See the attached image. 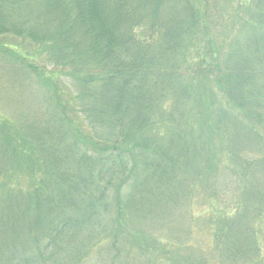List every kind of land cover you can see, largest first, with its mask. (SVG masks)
I'll use <instances>...</instances> for the list:
<instances>
[{
	"label": "trees",
	"instance_id": "trees-1",
	"mask_svg": "<svg viewBox=\"0 0 264 264\" xmlns=\"http://www.w3.org/2000/svg\"><path fill=\"white\" fill-rule=\"evenodd\" d=\"M32 1H40L42 6L32 5ZM20 2L10 1L9 5V0H0V35H5L0 41V55L14 59L2 64L14 72L18 70L11 67L20 60L19 71H32L50 93L45 102L53 105L46 118L43 109L36 108V114L22 122L0 123V180L21 176L20 167L26 170L24 174L33 180L35 192L28 196L25 187L20 190L31 202L35 198L33 206L27 201V213L34 218L30 220L34 225L40 217L46 223L41 231H47L44 236L56 241L60 235L62 242L69 231L78 234L84 227L90 231L96 224L108 223L109 191L115 188V222L120 229L123 216L135 221L133 211L143 201L142 194L166 200L176 198L175 190L183 194L187 190L189 200L191 180H201L207 173L226 177V153L237 165L236 154L244 149L240 157L260 151L247 150L250 142L261 140L260 136L232 123L238 119L226 111L228 99L264 129V53L259 50L258 38L253 36V48L259 47L253 53H244L241 47L233 50L236 42L231 45L224 56V69L212 73L225 102H214L205 109L200 94L194 92L196 80L181 71L191 63L188 46L196 38L200 23V13L188 0H157L150 11L147 5L151 0H31L23 6ZM30 6L36 9V23L29 24L31 29L14 27L13 13ZM151 22L155 33L149 40L143 33L138 39L132 37L134 29ZM248 23L251 33L256 34L258 28L264 32V0H252ZM14 37L22 41L18 50L36 45L38 58L14 54L10 49L16 46L3 42H12ZM24 60L29 61L28 67ZM32 61H40V69ZM46 66L55 70L45 71ZM60 93L68 97L66 102L60 101ZM194 112L199 127L188 129ZM162 123L169 126L168 133H155L153 127ZM13 139L17 143H12ZM218 145L225 155L224 170L210 161ZM244 161L256 166L252 170L264 172L262 158L258 163L254 159ZM124 183L129 188L124 196L127 212L123 213L120 189ZM219 192H226V180H222ZM41 196L44 198L39 199ZM61 196L65 201L67 198L65 205L73 218L49 214L55 206L46 203L52 198L50 204H55ZM3 220L0 218V228ZM100 230L111 235L108 225ZM44 236L33 235L32 241ZM148 236L156 239L158 235ZM157 240L163 242V237ZM114 243L115 238L111 240ZM223 245H218L222 248L221 262L226 261Z\"/></svg>",
	"mask_w": 264,
	"mask_h": 264
},
{
	"label": "rangeland",
	"instance_id": "rangeland-1",
	"mask_svg": "<svg viewBox=\"0 0 264 264\" xmlns=\"http://www.w3.org/2000/svg\"><path fill=\"white\" fill-rule=\"evenodd\" d=\"M10 1L15 4L19 0H9V5ZM28 1L31 2V0H22L20 5L23 6ZM156 1L151 0L147 5L149 11ZM188 2L200 13V23L198 32L196 30V38L192 39V45L188 46L187 55L191 63L182 67L181 71L184 76L191 75V78L196 80L193 84L194 92L200 94L201 104H205V109H209L214 102H225L221 91L214 84L212 73L224 69V56L231 50V45L236 42L233 50L241 47L244 53H253L254 49L259 48L258 46L253 48L254 38H258L259 50L264 53V32L261 28L254 32L256 34L250 32L248 20L252 0H188ZM31 4L42 6L40 1H32ZM7 11L12 12L11 8H7ZM35 11L34 6L17 10L11 16L14 22L12 24L15 25L14 27L25 26L26 29H31L29 24H35L37 21ZM27 13L29 16L26 15ZM153 25L154 22H151L145 28L134 29L132 37L138 39L143 33L146 41L149 40L155 33ZM4 36L0 35V41L5 39ZM3 42L16 46L17 49H10L14 54L19 53L31 60L38 58L37 46L34 44L24 46L25 49L21 51L18 50L21 48V39L14 37L13 43L11 40H3ZM191 46H193L192 50ZM203 59L205 63H201ZM3 60L14 59L3 55L0 57V123L10 125L15 120L22 122L36 114V108H42L46 118L49 107L53 105V102H45L50 94L45 90L47 86L42 85L43 82H39L37 76L31 74L32 71L28 74L19 71L20 60L14 67L10 66L18 70L14 72L8 71L7 67L3 66ZM25 62L28 67L29 61ZM39 62L30 63L36 69H40L38 65L41 62ZM262 63L264 64V60ZM44 70L55 69L46 66ZM67 99L66 95L60 93L61 102H66ZM262 104L264 107V102ZM226 111L237 117L238 120L232 123L244 126L245 132L251 135L257 133L258 137L260 136L261 140L250 142L247 147L248 151H260L257 154L244 153L240 157L239 154L246 150L244 149L243 152L236 154L237 165L232 164L231 157L226 153V177L221 175L220 178L207 173L201 180H191V183L179 181V183L191 184L189 200L185 195L189 194L187 190L183 194L172 188L169 190H175L177 194L173 199L164 200L142 194L143 201L138 203L137 210L133 211L135 221L132 223L129 218L123 216L120 229L119 224L115 222L118 209L115 199L116 188L109 191L112 198L109 200L111 206H108L111 213L105 218L108 223L104 222L98 227L96 224L95 229L90 231L83 226V230L80 229L82 232L78 234L77 231H69L60 242V235L55 241L51 236H44L47 231L41 234V231L47 227L41 217L37 225L30 221L34 218L27 213L26 206L27 203L29 204L27 202L29 199L25 195L32 196L35 190L32 188L33 180L24 174L26 170L20 167L21 176L16 179L7 176L4 182L5 178L0 180V218L4 219V226L0 228V264H7L11 259L13 264L15 260L19 264H25L27 260L33 261L32 264H220L222 262H224L222 264L233 262L264 264V172L258 168L252 170L251 168L256 166L246 164L247 162L244 161V158L254 159L256 163L260 162L261 158L264 160V129L235 109L228 99H226ZM195 112L189 117L188 129L199 127L195 121ZM168 127L162 123L153 128L156 130L155 133L158 131L164 134L168 133ZM237 130L241 128L238 127ZM239 133L241 134L240 131ZM12 143L15 144L17 141L13 139ZM232 148L234 150L233 143ZM223 153L218 145L212 151L210 158L212 165L220 170H224ZM263 165L258 164L257 167L262 168ZM28 173L31 174L32 171L29 170ZM222 180H226L225 193L219 192ZM126 185L128 183H124L120 189L123 213L127 212L124 210V196L128 194L129 188ZM21 187H25V195L20 190ZM135 192H137L136 188ZM6 197L8 199H4ZM43 198L41 196L39 199ZM51 201L52 198L49 199L50 203ZM32 202L30 201L33 206ZM67 202V198L65 201L61 196L55 204L46 203V206H55L49 214H55L52 217L68 215L67 217L73 218L74 215L69 214L70 207L65 205ZM150 210L151 212H148ZM106 225L110 226L111 235L100 230ZM32 226L37 227V230L35 231ZM151 233L162 236L163 242L157 240L158 236L156 239L148 236ZM89 234L96 240L90 239ZM100 234L102 235L98 236ZM33 235L44 237H40L36 242L32 241ZM113 238L116 239V243L112 245ZM222 244H226V261L221 262L222 248L218 245ZM23 247L26 249L22 250Z\"/></svg>",
	"mask_w": 264,
	"mask_h": 264
}]
</instances>
